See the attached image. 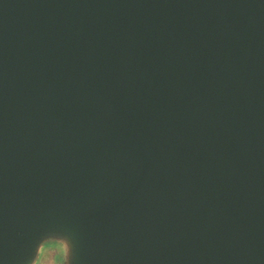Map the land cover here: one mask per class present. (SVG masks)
<instances>
[{
	"label": "water",
	"instance_id": "95a60500",
	"mask_svg": "<svg viewBox=\"0 0 264 264\" xmlns=\"http://www.w3.org/2000/svg\"><path fill=\"white\" fill-rule=\"evenodd\" d=\"M264 264V0H0V264Z\"/></svg>",
	"mask_w": 264,
	"mask_h": 264
},
{
	"label": "rangeland",
	"instance_id": "374dc122",
	"mask_svg": "<svg viewBox=\"0 0 264 264\" xmlns=\"http://www.w3.org/2000/svg\"><path fill=\"white\" fill-rule=\"evenodd\" d=\"M61 250L56 247L46 248L43 253L42 257L37 262L38 264H59L61 263L62 259L60 257Z\"/></svg>",
	"mask_w": 264,
	"mask_h": 264
}]
</instances>
